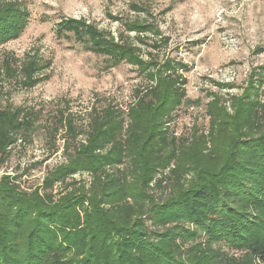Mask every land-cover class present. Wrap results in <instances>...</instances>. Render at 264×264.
Masks as SVG:
<instances>
[{
    "label": "trees",
    "instance_id": "trees-1",
    "mask_svg": "<svg viewBox=\"0 0 264 264\" xmlns=\"http://www.w3.org/2000/svg\"><path fill=\"white\" fill-rule=\"evenodd\" d=\"M25 10L0 0V45L22 32ZM129 21L126 32L155 50L148 59L130 35L116 41L85 21H63L114 66H137L148 84L125 108L93 105L88 127L62 112L50 146L59 151L63 132L65 160L38 185L0 175V264H264V102L256 91L237 104L234 96L231 114L216 95L207 131L176 135L168 124L187 101L188 65L160 58L157 23ZM42 70L35 58L24 62V84H38ZM38 119L22 106L0 108V158Z\"/></svg>",
    "mask_w": 264,
    "mask_h": 264
},
{
    "label": "rangeland",
    "instance_id": "rangeland-1",
    "mask_svg": "<svg viewBox=\"0 0 264 264\" xmlns=\"http://www.w3.org/2000/svg\"><path fill=\"white\" fill-rule=\"evenodd\" d=\"M20 1L26 9L22 32L0 45V108L22 106L38 111L39 119L32 129L20 133L10 154L0 158V175L17 176L26 187L41 183L50 169L65 160L63 132L57 135L59 151L52 153L50 146L54 121L62 112L88 127L93 105L125 108L135 100L137 87L148 84L137 66L125 61L114 66L109 55L88 49L84 34L62 28L64 20L85 21L116 41L130 35L144 59L155 50L140 43L136 32H126L125 23L139 18L157 23L160 58L169 54L189 69L184 73L187 101L168 124L178 136L207 131V104L216 95L231 114L234 96L237 104L238 98L245 101L256 91L264 102V0ZM134 3L145 4L149 11L137 12ZM33 58L43 66L41 81L26 86L22 66ZM75 177L90 179L87 173Z\"/></svg>",
    "mask_w": 264,
    "mask_h": 264
}]
</instances>
